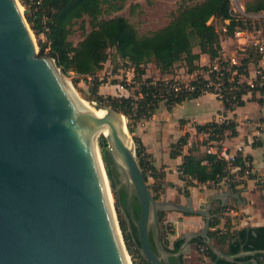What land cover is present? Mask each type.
I'll return each mask as SVG.
<instances>
[{
  "label": "water",
  "instance_id": "95a60500",
  "mask_svg": "<svg viewBox=\"0 0 264 264\" xmlns=\"http://www.w3.org/2000/svg\"><path fill=\"white\" fill-rule=\"evenodd\" d=\"M88 102L77 96L53 57L40 55L18 0H0V264H131L110 197L111 179L145 262L170 264L195 240L213 253L212 264L219 259L259 264L256 256H264V249L226 253L209 235L212 220L220 217L211 212L213 202L225 208L229 198L240 201L239 191L214 192L197 206L191 195L184 203L167 199L166 193L157 199L136 159L125 116ZM102 137L110 175L99 149ZM171 211L204 220L199 231L178 238L182 243L175 252L160 233L159 213Z\"/></svg>",
  "mask_w": 264,
  "mask_h": 264
},
{
  "label": "trees",
  "instance_id": "16d2710c",
  "mask_svg": "<svg viewBox=\"0 0 264 264\" xmlns=\"http://www.w3.org/2000/svg\"><path fill=\"white\" fill-rule=\"evenodd\" d=\"M125 0H23L26 6L25 18L31 30L35 35H42L44 40H39V53L41 55L53 57L62 73L69 70L77 75H88L96 77V73L104 68V64L109 60L107 50L113 48L117 57L125 63L127 68L135 71V77L142 82L134 96H107L98 94V86L106 83V78H97L92 88V94L98 103L107 105L126 115L130 120L132 114L149 117L154 112L156 105L160 102L153 98V85L145 83L152 82L151 78L142 79L145 66L152 62L159 54L166 60V65L182 62L187 72H193L198 69H206V66L200 67L196 62L200 54H207L210 60L218 56L221 50V42L226 36H230L233 30L239 25L231 12V0H202L192 5L180 7L170 22L164 27L151 31L147 35H139L136 29L123 16H113L110 18H100L103 13V6L106 5L112 11L122 9ZM245 10L248 12H257L264 10V0H253L245 4ZM87 16L90 23V31L84 37L73 44L69 39L72 33V26L78 19ZM210 19L219 20L220 25L216 26ZM228 20V23L225 21ZM226 31H223V28ZM199 52H195L194 48ZM45 50L47 52H45ZM115 81V80H114ZM162 80H155L161 83ZM199 96L197 92L190 98ZM189 99V98H188ZM185 99L175 98L168 100V105L179 103ZM242 101L238 105H241ZM225 107L228 106L225 104ZM141 117V116H138ZM198 131L208 133L210 140L219 141L223 138L225 130H230L235 134L234 125L225 122H210L205 125L196 126ZM102 135V134H101ZM188 134L180 137L174 147L181 149L187 143ZM135 155L143 170L145 181L147 177L160 178L156 169L149 164L143 153L142 146L136 140ZM99 144L102 149L103 159L106 163L108 175L109 159L106 156V143L104 138H100ZM194 149L183 155V161L179 166V178L181 180H190L193 183L217 182L227 175L225 165L216 158L214 154L206 153L203 157L194 154ZM180 154L175 151L172 156ZM241 159H238L240 162ZM148 172L150 174L148 175ZM164 177V175H163ZM111 184L114 189L113 179ZM232 188V186H231ZM115 192V191H114ZM121 201L124 204L125 191H120ZM157 198V197H156ZM118 204V202H117ZM133 213L139 216V204L135 195L131 200ZM120 209V205L118 204ZM120 215V226L124 233V239L130 252L135 253L138 258L146 263L140 256L127 224L122 215ZM163 212L159 213L161 220ZM217 219L211 224H216ZM133 233L137 238L134 226ZM211 238L216 239L218 243L228 241V253L235 254L241 250L264 249V226L246 227L232 233L218 234L216 231H209ZM151 238V233H150ZM168 248L167 243L163 240ZM182 241L177 239L168 250L175 252L179 249ZM202 245H205L202 243ZM207 255L214 258L213 253L207 247ZM244 259V258H242ZM170 264H184L182 257H171ZM218 264H235L225 259H219Z\"/></svg>",
  "mask_w": 264,
  "mask_h": 264
},
{
  "label": "crops",
  "instance_id": "0c3cea01",
  "mask_svg": "<svg viewBox=\"0 0 264 264\" xmlns=\"http://www.w3.org/2000/svg\"><path fill=\"white\" fill-rule=\"evenodd\" d=\"M230 42H221L222 48H228ZM195 52H199L198 48H194ZM207 54H200L199 60L196 62L200 67L207 66L210 63ZM152 62L146 66L151 67ZM121 68H118L119 72ZM146 74L142 79L151 78L152 80L178 79L187 81L194 79L199 69L193 72H187L186 67L181 64L170 76H166L146 68ZM108 73V72H107ZM112 81L106 76V83H102L99 87L100 92L108 91V95H115L119 92V96H134L138 90L135 77V71L132 68H126L123 72L117 73L115 70L111 73ZM133 79L135 84L125 90H118L117 84L120 78ZM115 80V81H114ZM115 93V94H113ZM133 135L142 146L143 153L149 164L152 165L157 173L164 175V192L167 199L184 203L185 191H190L193 199V205L197 206L201 200L207 195L214 192H222L228 189L232 193L240 192V201L229 198L228 205L225 208L220 207L219 201L212 204V213L218 214L220 217L212 220H218L216 224H211L210 231H216L218 234L232 233L246 227L264 226V184H256L252 176H244L239 182L226 183L223 179L230 176L227 175L217 182H207L201 184H212L211 187H205L203 192L194 193L196 187L187 186L184 189V180L179 178V166L183 161V155L194 149V154L203 157L210 148L215 151L221 146L229 148L232 152L237 148H241L239 152L240 158H247L252 165V174L264 177V91L252 92L244 97L241 105L234 109H228L213 94H201L195 98L185 99L179 103L168 105L164 101L158 102L154 112L149 117H142L136 113L132 114ZM233 124L235 134L230 130H225L221 140H210L208 133L198 131L196 126L205 125L210 122ZM188 134L187 143L181 148L174 150V145L180 137ZM191 145H195L191 147ZM191 147V148H190ZM175 151L180 152L172 156ZM212 154V153H211ZM232 186V188H231ZM181 190V192L179 191ZM166 223L168 233L163 240L167 239L168 248H171L173 242L186 232L199 231L204 223L201 216L189 215L181 212H166ZM212 242L217 248L228 253V241L218 243L212 238ZM194 242L190 245V251L182 255L184 264H212V258L207 252H201L200 246ZM208 247V246H207ZM245 260L248 258H244ZM259 264L264 262V256H256Z\"/></svg>",
  "mask_w": 264,
  "mask_h": 264
},
{
  "label": "built area",
  "instance_id": "2783aa9c",
  "mask_svg": "<svg viewBox=\"0 0 264 264\" xmlns=\"http://www.w3.org/2000/svg\"><path fill=\"white\" fill-rule=\"evenodd\" d=\"M37 3L40 0H36ZM232 16L239 22L225 42H230L228 48H221L217 57L212 59L206 69H199L198 75L191 80L166 79L161 83H145L153 85V98L159 101L174 100L175 98L188 99L193 93L199 95L211 93L220 102L234 109L244 97L252 92L264 91V10L248 12L245 7L233 3L230 8ZM228 23V20L225 21ZM226 31V28H223ZM142 82H137L138 87ZM135 84L133 79H122L118 82V90H125ZM141 97V94H140ZM237 148L232 152L221 146L215 151L210 148L217 159L222 161L230 176L223 182H239L244 176H252L256 184H264V177L252 174V165L247 158H240ZM241 159L238 162V159ZM207 245H201L200 251L205 252ZM149 264V263H144Z\"/></svg>",
  "mask_w": 264,
  "mask_h": 264
},
{
  "label": "rangeland",
  "instance_id": "374dc122",
  "mask_svg": "<svg viewBox=\"0 0 264 264\" xmlns=\"http://www.w3.org/2000/svg\"><path fill=\"white\" fill-rule=\"evenodd\" d=\"M22 1L23 0H18V3L21 7V11L23 12L25 16L26 6L23 4ZM200 1L202 0H125L123 3L122 9L118 11H112L109 8H107L106 5H104L103 13L100 16V18L106 19V18H110L113 16H123L136 29L139 35H147L151 31L160 29L164 27L165 25H167L170 22V20L173 18V16L178 12L180 7L192 5ZM251 1L253 0H231L230 5L231 7H233V3H237L245 7V4ZM210 22H213L216 26L220 25L219 20L210 19L209 23ZM90 29L91 27L89 23V18L87 16H84L83 18L75 21V23L72 26V33L69 35L68 39L75 45L77 44L78 41H80L84 37V35L87 32L90 31ZM31 32L36 42L37 50L39 51L40 46L38 42L39 40L43 41L44 37L42 35H39V36L35 35L33 30H31ZM222 42H225L224 38ZM45 52L47 51L45 50ZM107 52L109 55V60L104 64V68L96 73V77L94 78L93 76H88V75H85V76L77 75L71 70H69L66 73H62V76L64 77L65 80H67L70 83L74 91L78 93L80 97H82L83 99L87 101L92 100V101L97 102L96 100H94L95 97L93 96L92 91H91L92 88L94 87V83L96 82V80H98L99 78L100 79L105 78L106 76L109 77L108 80H111L112 77L110 76H112L111 73H113L114 70L117 73H121L127 68L125 66V63L117 57L113 48L108 49ZM44 56H46V54H44ZM181 64L183 63L180 61V62L171 64V65H166V60L158 54L153 59L151 67L145 66V68H142L143 75L147 73L146 68H150L151 71L156 70L157 72H160L161 74L170 76L174 72V70L178 68ZM118 68H121L119 72L117 71ZM122 79L123 78L121 77L119 80H122ZM100 86L101 84L98 86V94H101L104 97H107V96L118 97L120 94L119 92H117L116 94L113 93L115 95H108L109 94L108 91H102L103 93H101L99 89ZM106 103H108L107 99H106V102H104L103 104L107 105ZM124 116L126 118L127 128L130 133V137L132 139L134 149H136V143H135L134 135H133V121L129 120L126 115ZM194 146L195 145H191V147H194ZM99 149L102 153L100 144H99ZM174 150H177V147ZM113 174L116 176L115 172ZM149 174L150 172H148V175ZM158 174L161 175L160 178L154 179L151 176H148L146 183L148 187L150 188L152 194L155 197H157V199H161L165 193L164 192L165 191L164 181H163L164 178H163L162 172ZM184 184L186 185L184 186V189L187 186L196 187V189L193 190L195 194L196 192L197 193L203 192L204 189H206L204 188V186L207 188L212 186V184L203 185L201 183H193L189 179L185 180ZM120 188L121 189L124 188L123 185H121ZM110 189L112 193V203L114 205L115 213L117 215L119 226H120L121 213L118 211L120 209L117 204V200L115 197V192L112 187V184L110 185ZM179 191L181 192V190ZM184 193L187 196L190 194V191H185ZM120 229H121V226H120ZM168 232H169L168 226L166 223V212H163L162 218L160 220V233H161L162 239L165 238ZM121 234H122V238L124 241L126 252L129 255L130 263L131 264H144V262H142L135 253L130 252V250L128 249L126 241L124 239V233L122 229H121ZM165 242L168 243L167 239H165Z\"/></svg>",
  "mask_w": 264,
  "mask_h": 264
},
{
  "label": "bare ground",
  "instance_id": "6f19581e",
  "mask_svg": "<svg viewBox=\"0 0 264 264\" xmlns=\"http://www.w3.org/2000/svg\"><path fill=\"white\" fill-rule=\"evenodd\" d=\"M20 9H21V7H20ZM76 94H77V96H78L80 99H82V100L88 102L87 100H85V99H83L82 97H80V96L78 95V93H76ZM88 103H89V102H88ZM90 109H91V110H95L94 107H92V106H90ZM97 112H98L99 114H104V111H103V110H99V111H97ZM98 132H99V134H102V135L106 133L105 129L102 128L101 125L99 126ZM111 195H112V194H111ZM110 197H112V196H110ZM111 199H112V198H111ZM126 253H127V252H126ZM127 258H128V260L130 261L128 253H127Z\"/></svg>",
  "mask_w": 264,
  "mask_h": 264
},
{
  "label": "flooded vegetation",
  "instance_id": "af4514ba",
  "mask_svg": "<svg viewBox=\"0 0 264 264\" xmlns=\"http://www.w3.org/2000/svg\"><path fill=\"white\" fill-rule=\"evenodd\" d=\"M114 175V174H113ZM114 178H115V175H114ZM123 189V188H122ZM121 188L119 189V193H120V191L122 190ZM132 198H133V195H132V197H131V200H132Z\"/></svg>",
  "mask_w": 264,
  "mask_h": 264
}]
</instances>
